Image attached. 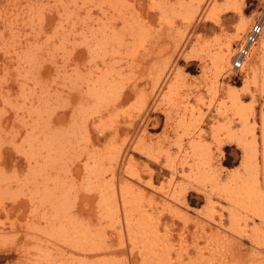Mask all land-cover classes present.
<instances>
[{
    "label": "rangeland",
    "instance_id": "rangeland-1",
    "mask_svg": "<svg viewBox=\"0 0 264 264\" xmlns=\"http://www.w3.org/2000/svg\"><path fill=\"white\" fill-rule=\"evenodd\" d=\"M144 1V6L139 4L136 7V13H134V10L127 5L122 7L121 4H103V1L99 0H0V128H6L9 131L4 136L6 144L1 150L3 156H0V170H3H1L0 175L10 177L11 174L14 175L16 170V175L19 179L21 177L22 180L29 164L22 158V155L15 153L13 146L18 147L17 145L21 144L24 137L22 128H28V124L27 126L23 125L25 119L22 116L26 113L25 107L33 101H38V99L41 102L45 100L42 96L36 99L35 95L43 79L32 76H29V79L22 77L27 67L24 66V63H18L21 60L17 59V55H23L19 52L22 47H26L24 39L26 37L32 41L33 38L35 39L34 45L30 48L32 51L39 48L36 55L39 61L35 64L41 65L40 74L42 76L45 77V73L51 74L50 80L52 81V77H55V74L62 69L63 59L66 58V55L75 54L78 56L84 50L81 38L80 43L77 33L79 27L83 26H79L82 20H87L86 23L95 22L100 18L112 20L111 14L115 10L120 11L125 19H138L135 23H138L142 34L139 41L134 44V49L129 50L131 45L128 47L119 46L114 48L113 51L107 49L106 56H108L107 60L110 61L115 71L122 73V82L125 85L139 83V93L131 97L114 112L108 113L110 118L104 128H89L90 134L95 130L96 133L97 130L107 133L106 138L99 142L96 140V136L92 135L91 138L93 145L91 149L94 150L95 160L100 163L102 168L106 169L110 164L112 165V157L117 148L125 145L128 147L122 166L120 165L116 169L115 177L117 180L114 177L113 183L101 187L112 200L111 206H118V213L112 214L116 212L105 211L102 218L95 214L100 208L98 207L100 196L99 194L90 195L87 192L88 190H85V188H88V183H86L88 180L84 173V146L88 147L89 143L87 141L81 143L77 154L73 155L75 156L73 160L78 159L80 161H78V164L73 163L71 171L65 178L66 187L71 190H78L79 196L76 205L82 212L80 216L78 215L79 220L82 221L81 224L89 219V223H92L96 227L95 229L98 228V238L108 241L106 244L109 245L107 247H109L110 252L105 256L103 254L96 255L100 260L109 255V258H107L110 260L107 261L108 264L110 262H113V264H139L142 256L147 253L144 241L136 242L135 237L131 240L132 236L129 237L125 233V228H123L124 219L121 215V196L124 197L126 202V212L133 215V223L143 224V226L144 224L151 225L150 228L153 227L155 231L157 230L156 242L163 240L164 237L161 238V236L170 235L168 242L171 251L170 256L173 243L174 245L178 244H176L178 240L177 233L182 231L183 222L172 218L167 209H173L183 216H186L185 213H187L189 219L194 221L203 220L200 213L205 212L207 209L202 194L205 189V182L200 179L196 183L190 170L178 159L179 154L183 158L182 152H179L178 148L179 145L182 147L188 143H195L197 135L198 140L200 139L203 145L214 147L219 129L222 128L221 125L223 124L222 117L219 115L223 97L230 89L242 94L245 84H247L244 76H242L243 74L241 75L239 71H236V74L230 71L231 78L224 77L223 70L219 71L212 61H209L210 58L219 57L220 61L235 65V69L242 67V65L252 71L259 69V73L255 77L254 74L251 75L255 79L249 80L247 84L249 93L243 96L241 100L242 109L244 108L251 113L250 115L249 112L246 113L243 109L246 118H248V128H257V126L260 128V111L262 104H264V67H262L264 66L262 65L264 64V54H261L262 58L259 59L254 54L262 49L261 42L264 41V28L261 29L246 54L236 57L239 44L245 42L247 34L252 31L256 22L259 21L261 13H264V0H237L235 3L231 2L229 4L226 3V0H212L209 5L203 3L201 6L202 11L197 10L195 14H192V8L195 5L190 4L189 0H162L165 11L159 10L158 5H153L152 1ZM188 13L191 15L190 20L185 17ZM27 17H30L33 21L31 24L32 29L27 27ZM113 17L115 20L117 19L116 22L119 21L118 13H114ZM58 18H69L71 22L78 23L77 30L67 32L69 29L67 23H64L62 28L56 26ZM165 19H168V21L166 22ZM5 20L11 21L13 27H17V29H13L10 25V31L9 26H5L3 22ZM13 30L17 32L15 33ZM55 30H58L57 37L54 39L53 46L49 49L46 39ZM62 31L65 33H62ZM9 33H15L16 39L12 37L14 40H7ZM16 41H19L18 44ZM98 59L99 57H97ZM140 60L145 64L142 73L134 69ZM69 62L71 64L70 68H73L74 64L71 63V60ZM222 63L223 66H227L224 62ZM150 66H154V69L161 73L157 86L153 77L150 76L151 74L148 75L147 68ZM85 67L88 70V65H85ZM56 81H63V79L60 77ZM23 84L26 86H23ZM35 84L36 86H34ZM171 84L176 86L174 88L176 94L173 96L172 94H166L168 86ZM57 86L61 91L68 90L63 84H57ZM20 87L27 90L23 96L21 95L22 98L19 97ZM28 93L30 95L25 96ZM23 97L27 99L23 100ZM63 99L67 100L68 97ZM142 100L145 102L143 113L140 111ZM67 102L63 105L62 110L58 109L59 106H54V109L59 110L55 113L56 116H61L64 113H67V118L70 116L69 110L72 105L71 101ZM36 104L37 102L34 105ZM40 113L42 115L37 122L45 120V110L43 109V112L40 111ZM139 113H142L141 121L146 119L145 122L143 125L138 123L137 128H133L129 135L126 134L127 129L123 122ZM145 114L148 116L145 117ZM105 117H107V113ZM114 120H117L119 124L116 128H114ZM66 122L68 120H64L62 125ZM139 125L141 126L139 127ZM195 132H197V135ZM256 137L258 143H260V137ZM132 146L139 147V152H134ZM4 151L9 152L8 156L4 155ZM225 155L230 163H224L225 168L223 170L228 173L237 171L241 165V151L236 149L235 146H230L226 148ZM126 168L129 171L141 172L143 184L140 185L127 177L125 173L123 174ZM38 169L43 172V169L37 168V171ZM109 178L107 177L105 181H108ZM15 179L13 178V182L5 179L9 183L6 186L8 190L2 191L0 189V238L2 240L0 243V264H35L36 255H39L42 251L37 248L42 246L48 247L51 251L49 253L53 257H56L59 250L62 252L64 250L63 253L66 254H63V259L68 257L71 261L73 254L77 259H81L79 254L76 255L77 252L80 253L81 246L78 249L79 243L75 240L69 242L70 245L59 244L55 240L53 241L52 238L51 240L47 239L48 236H45V233L42 232V229H45L46 226L44 222L45 214L43 215V212H45V192H39L42 188L41 179L35 178L33 183L36 186L27 185L28 188H25L27 191L25 192L24 189L22 192L20 191L21 193L19 189L17 190L20 181ZM150 179L152 188H148L144 184ZM118 181H127L134 188H137L133 203H131L130 193L119 194ZM92 186L93 190L97 187L100 189V185L97 183L92 184ZM192 186L196 187L197 190L193 189ZM36 187L38 190H36ZM14 190L18 192L16 193ZM32 190L35 196L32 194ZM138 191H143L144 195H137ZM36 192L38 193L36 194ZM183 194H186V205L179 204V196L181 198ZM30 196L34 197L30 198ZM41 196L43 197L41 198ZM39 198H41V201ZM33 199L36 201L34 202L37 203V206L41 207L43 205L41 207L43 212L40 210L33 212L29 203ZM214 201L222 207L226 205L216 198ZM105 202L103 201L102 204ZM102 209H104V206ZM161 212L164 213L162 217H160ZM188 217L186 216L187 220ZM100 219L101 221H99ZM172 221L176 222L174 227L170 226ZM187 227L183 231H190L191 233L192 228L189 225ZM45 241L49 242L46 243ZM74 244L77 245V248ZM123 244L125 245L123 246ZM71 248L76 253H73ZM131 248L135 249L131 250ZM129 249L134 253H131ZM37 250L40 252L38 253ZM139 250L142 251L139 252ZM8 253H10L9 258L5 256ZM98 259L95 264L106 263L100 262Z\"/></svg>",
    "mask_w": 264,
    "mask_h": 264
},
{
    "label": "bare ground",
    "instance_id": "bare-ground-1",
    "mask_svg": "<svg viewBox=\"0 0 264 264\" xmlns=\"http://www.w3.org/2000/svg\"><path fill=\"white\" fill-rule=\"evenodd\" d=\"M99 1H103V4H121L122 7L127 5L134 10V13H136V7H138L139 4H142V6L145 4L144 0ZM148 1H152L153 5H158L157 7L159 10L165 11L162 0ZM189 1L190 4L195 5L192 8V14H195L197 10L202 11L203 8L201 6L203 3L209 5L212 0ZM235 1L237 0H226V3H235ZM169 10H171V8H169ZM4 11L3 13L6 12ZM87 13H89V11H87ZM114 13H118V22H116L117 19L115 20L113 17ZM113 14H111L112 20L108 18H100L95 22L86 23L87 20H82L80 22L79 26H83L79 27L77 33L79 36V42L81 38L84 50H82V54H79L78 56L75 54L66 55V58L63 59L64 63L62 69L55 74V77H52V81L50 80L51 74L48 75V73H45V77L42 76L40 74V70L42 69L41 65L35 64L39 61L37 60L36 56L39 48H36L33 51L30 49L34 45V38L32 41L30 38L26 37L24 39L26 47H22L19 52L23 55H17V59L21 60V62L18 63H24V66L27 67V70L25 69L26 71L22 77L28 78L29 76H32L43 79L44 83L42 82V84L37 88L39 90H37L35 95L36 99L39 96H42L45 98V100L41 102L40 99H38V101H33L25 107L26 113L22 116V118L25 119L23 125L27 126L28 124V128H22L24 131V137L21 140V144H18V147L13 146L15 153L22 155V158H24L26 163L29 164L26 169L27 172L25 171L26 174L24 179L22 180L21 177L19 179V177L16 175V170L14 169V175L11 174L12 177H7L8 175L2 177L0 175V189L2 191L5 189L8 190V187L6 186L9 183L6 182L5 179H8L7 181L12 180V182L14 181L13 178H16L17 181L19 180L20 186L17 188V190L19 189V192H22V190L28 188L27 185H35L33 183L35 178L41 179L42 188L39 192H45V212H43L41 208L43 205L41 207H39V205L37 206V203H35L36 201L34 199L33 201L30 200L29 203L31 204L30 208L33 210V212L40 210L43 212V215L45 214L44 222L46 228L42 229V232L45 233V236H48L47 239L51 240L52 238L53 241L55 240L59 244L70 245L69 242L75 240L77 243H79L78 249L81 246V250L85 252L83 253L80 250V253H76L71 248L73 250L72 252L76 253V255L79 254L81 259H77L73 254V257L70 261L68 257H65L66 259L62 258L63 254H66L63 253L64 250L63 252L59 250L60 252L58 251L56 257H53L49 253L50 249L48 247L45 248L42 246L37 248L41 249L42 251L40 252L37 250V252L40 253L35 257V264H95L96 260L98 259L96 255L98 256V254H103L105 256L110 252L109 247H107L109 245L106 244L108 241L105 239L100 240L98 238V228L95 229L96 227H94L92 223H89V219L87 222L81 224L82 221L79 220V216L82 212L76 205V201L78 200L79 196L77 192L78 190H71L70 188L66 187L65 178L71 171L73 163L78 164V161H80L78 159L73 160V157H75L73 155L77 154L79 145L87 141L89 143L88 147L84 146V173L86 179L88 180L86 181V183H88V188H85V190H88L87 192L90 193V195L99 194L100 196L98 202V207L100 208L99 211L95 212V214H98V216L102 218V214L105 211H110L111 213L112 211L116 212L112 214L118 213V206H111L112 200L106 195L101 187H106L108 184L114 182L116 169L120 165L122 166V162L124 161L128 147L125 145L123 147L117 148L114 151V155L112 157V165L110 164L106 169L102 168L100 163L95 160V153H93L94 150L93 148L91 149L93 146L91 138L92 135H94L97 137L96 140L99 142L106 138L107 133L101 130H97L98 132L96 133L95 130L92 132V134H90L89 128H104L110 118L108 113L112 111L114 112L118 107L131 99V97L139 93V83L125 85L122 82V73L115 71V69L111 66L110 61L107 60L108 56H106V52L107 49L108 51L111 49L113 51L116 47H128L130 45L131 46L129 50H133L135 46L134 44L139 41L142 32L140 31L138 23H135L138 19H125L123 14H121V12L118 10H115ZM185 17L190 20V13H188ZM165 21L167 22L168 19H165ZM3 22L5 26L8 25L9 28L11 26L13 27V23H11V21L5 20ZM27 23V27L32 29L31 24L33 21L30 17H27ZM64 23L69 24L67 25V28H69L67 32L77 30L78 23L75 24L71 22L69 18H58L56 26L62 28ZM255 25L259 28V30L264 28V13H261L259 21ZM13 29H17V27H13ZM9 30L11 31V28ZM252 31H250V33ZM12 33L8 34L9 38H7V40L10 41L12 37H15L16 39L15 33ZM57 33L58 30H55L47 37L46 41H48L49 49L53 46L54 39L57 37ZM62 33L65 32L62 31ZM250 33L248 34L250 35ZM248 34L246 36V40L249 36ZM258 35L259 32L256 34V36H254L252 43H254ZM252 43L247 44L248 50L249 47H252ZM261 46L262 49L258 50L256 53L253 52L256 57L258 56V59L262 58L261 54H264V41L261 42ZM24 48L26 49L23 50ZM246 52L243 53L246 54ZM245 54H242L241 56H244ZM97 57H99L98 60ZM207 57L209 56L207 55ZM218 58L211 57V60L209 61H212L219 71L223 70V76L226 78H231L232 75H229L230 71H233L234 74H236V71H239L241 75L243 74L242 76H244L245 82L247 81L246 83L248 84L249 80L252 81L256 74L259 73V69H254L252 71L244 65L235 69V65L227 64L225 61H220ZM70 60L71 63L74 64L73 68H70ZM222 62H224L227 66H223ZM85 65H88V70H86ZM144 67L145 64H143V62L140 60L139 63L135 65L134 69L142 73L145 69ZM147 70L148 75L151 74L150 76L153 77L155 85L157 86L161 73L157 72L154 69V66H150L147 68ZM253 74L254 77H251ZM60 77L63 79V81L57 82L56 80ZM36 84L34 86H36ZM57 84L65 85L68 90L61 91ZM247 84H245L242 94L230 89L227 90L228 93H226L223 97L222 108L219 112V115L222 117L223 124L221 125L222 128L219 129L214 147L210 145L206 147V145H203L201 140H198L197 132H195L197 135L195 143H188L182 147L179 145L178 149L179 152H182L183 158L178 153V159H180L190 170L192 177L194 176L195 178L196 183L198 182L197 180L200 179L204 180L205 182V189L203 190L202 194L206 201L207 209L205 212L200 213L203 219L202 221H194L193 219L191 220L189 219L187 213H185L188 217L187 220L186 216L181 215L177 211L173 209L170 210L169 208L167 209V212L172 218L178 220L179 222H183L182 231L177 233L178 240L176 241V244H178L174 245L173 243V247H171V256V251L168 246L170 235L165 234V231V235L161 236V238L164 237L163 240L156 238L161 240L160 242H156L155 235L158 233L157 230L155 231V228L153 227L150 228L151 225L147 226L144 224L143 226V224L133 223V215L126 212V202L124 197L121 196V215L124 219L123 228H125V233H127V236L129 235V237L130 235L132 236V238H130L131 240H133L135 237L136 242L144 241L145 247L147 249L146 255L142 256L139 264H264V104H262L260 111V128H258V126L257 128H248V118H246V113H250V111L247 112L243 108L246 112L244 113L241 102L242 97L249 93ZM23 86L26 85L23 84ZM175 87V84L168 86L166 94H172V96L175 95ZM20 88L21 90L19 97H21V95L23 96L24 92L27 91L23 87ZM141 94L143 93L141 92ZM29 95L30 93L25 94V96ZM67 97V100L63 99ZM23 98V100L27 99H25V97ZM67 101H71L72 105L69 110L71 113L70 116L67 118V113H64L61 116H56L55 113L59 112V110H62L63 105L68 103ZM36 102L37 104L34 105ZM144 105L145 102L142 100L140 106V111L142 113L144 111ZM54 106H59V110L54 109ZM43 109L45 110V120L43 119V121L39 120L37 122V120L40 119L42 115L40 111L43 112ZM106 113L107 117H105ZM142 113H139L138 115L131 117L128 121L123 122V125H125L127 129L126 134L129 135L130 131H133V128H137L138 123L143 125L146 120L145 117L148 115L145 114V120L141 121L140 117ZM64 120H68V122L62 125ZM113 123H115L114 128L118 127L119 124L117 120H114ZM140 126L141 125H139V127ZM8 132L9 131L6 128H0V156H3V152L1 150H3L2 147L6 144L4 136H6ZM256 136L260 137V143H258ZM230 146H235L236 149L240 150L242 153L241 165L237 171L232 173H228L225 172L226 170H223L225 168L224 163H230L225 155L226 148ZM132 150L134 152H139V147L132 146ZM7 152L4 151L5 156H8L9 152ZM232 163L233 161L231 164ZM37 168L43 169V172H41L40 169L37 171ZM124 173L131 180L136 181L140 185L143 184L141 172L135 170L129 171L126 168L123 171V174ZM107 177L110 178L108 181H105ZM30 181H32V183H30ZM95 183L100 185V189L97 187L95 190H93L92 184ZM144 184L146 187L152 188L151 179ZM117 186L119 188L118 191L120 195L124 193L131 194L129 196L132 200L131 203H133L134 193L136 192L137 188H134L133 185L127 181H121L117 184ZM193 189L197 190L196 187H193ZM36 190H38L37 187ZM26 191L27 190L25 189V192ZM14 192L16 191L14 190ZM37 193L38 192H36V194ZM32 194L35 196L34 192ZM136 194L141 196L144 195V192L138 191ZM33 197L30 196V198ZM42 197L43 196H41V198ZM41 198H39L40 201ZM215 198L221 202H224L226 205L223 207L219 204L217 205L215 203L216 201H214ZM103 201L106 202L102 204ZM179 204L186 205V194H183L181 198L179 196ZM103 206L104 209H102ZM163 214L164 213L161 212L160 217H162ZM157 220L159 221V219ZM99 221H101V219ZM175 225L176 222L172 221L170 226L174 227ZM188 225L192 228L191 233L190 231H183V229ZM152 226L154 225L152 224ZM1 241L2 240L0 238V243ZM134 244L136 243L134 242ZM124 245L125 244H123V246ZM75 246L77 248V245ZM134 249L131 248V250ZM140 251L142 250H139V252ZM131 253L134 252L131 251ZM5 256L9 258L10 253L5 254ZM108 256L106 258L101 257L102 260H98L108 264L107 261H110L107 259L109 258ZM91 259L93 262H91ZM32 262L34 263V261ZM110 264H113V262H110Z\"/></svg>",
    "mask_w": 264,
    "mask_h": 264
},
{
    "label": "built area",
    "instance_id": "built-area-1",
    "mask_svg": "<svg viewBox=\"0 0 264 264\" xmlns=\"http://www.w3.org/2000/svg\"><path fill=\"white\" fill-rule=\"evenodd\" d=\"M252 30L253 31L251 33L249 32L250 35L248 34L249 36L247 37V40H245L244 43L239 44L238 49H237L236 57L237 56H240L241 57L242 54H245L243 52H246L248 50L247 44L252 43L253 42V39H254V36H256V34L261 31V30H259L258 27H256V25L252 28Z\"/></svg>",
    "mask_w": 264,
    "mask_h": 264
}]
</instances>
